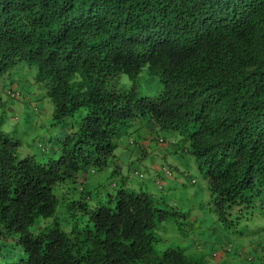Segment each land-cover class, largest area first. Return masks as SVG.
<instances>
[{
    "label": "trees",
    "instance_id": "trees-1",
    "mask_svg": "<svg viewBox=\"0 0 264 264\" xmlns=\"http://www.w3.org/2000/svg\"><path fill=\"white\" fill-rule=\"evenodd\" d=\"M31 67L64 136L40 160L0 131V246L20 257L2 264H208L154 249L169 211L128 177L89 184L120 175L137 123L185 137L222 226L264 220V0H0V84ZM143 70L157 95L135 91Z\"/></svg>",
    "mask_w": 264,
    "mask_h": 264
},
{
    "label": "rangeland",
    "instance_id": "rangeland-1",
    "mask_svg": "<svg viewBox=\"0 0 264 264\" xmlns=\"http://www.w3.org/2000/svg\"><path fill=\"white\" fill-rule=\"evenodd\" d=\"M33 73L34 68H24L19 77L10 82L11 85L18 86L20 93L14 99L5 93L7 83L0 84V131L20 140V157L31 151L40 160H45L49 156H55L54 143L56 138L64 136V127L63 124H53L50 116L52 104L43 91L32 83ZM132 84L122 74L116 88L128 90ZM135 85L138 95L145 96L157 95L162 87L158 77L145 70L141 71ZM135 125L127 130V134L120 132L117 139L115 155L120 175H110L114 169L110 167L94 174L92 179L103 182V187L108 188L112 181L117 182L123 175L130 180L128 189L137 191L141 185L142 190L163 202L161 208L167 209L170 215L161 222L155 218L154 234L158 242L154 243V249L161 251L180 246L193 257L202 256L208 264H264V249L261 247L264 243V220L254 218L253 221L233 223L228 228L222 226L210 209L209 193L202 173L193 158L185 155L181 149L185 145V137L156 131L164 139L163 143L152 142L150 146L144 147L145 152L142 153L145 155L139 156L136 155L139 154L136 146L141 145V141L144 138L147 140L154 132H151L147 124ZM127 137L134 142L127 145ZM38 143H42V148L37 146ZM167 150L172 152L163 154ZM170 155L180 156L179 162L169 160L167 157ZM166 168L171 170L170 176L164 175ZM134 171H140L143 177L138 178ZM0 231L3 233L4 230L0 228ZM2 237L0 241L11 239L14 242L17 234L9 238ZM5 247L0 246V264L4 260L7 263L13 262L19 257V246L14 250ZM21 258L24 259L25 255H21Z\"/></svg>",
    "mask_w": 264,
    "mask_h": 264
},
{
    "label": "crops",
    "instance_id": "crops-1",
    "mask_svg": "<svg viewBox=\"0 0 264 264\" xmlns=\"http://www.w3.org/2000/svg\"><path fill=\"white\" fill-rule=\"evenodd\" d=\"M16 78H18V77H15L14 79H16ZM151 136H158V134H157L156 132H154V134L151 135ZM151 136H150L149 138H151ZM149 138H148V139H149ZM144 139H145V138H144ZM151 141H152V140H151ZM151 141L149 142V141H147V140H144V141L142 142L143 145L140 146V148H139V154H136V155H139V156H140V155H141V151H140V149L143 148V147H148V146H150V144H152ZM151 147H152V146H151ZM53 151H54V150H53ZM174 151H175V150H174ZM171 152H172L171 150H167V151H164L163 154H170ZM143 155H145V154H143ZM143 155H142V156H143ZM139 156H136V157L139 158ZM179 157H180V156H177V155H170V156H168L167 158H168L169 160L173 161V163H175L176 161L179 162ZM92 177H93V176H90V177H89V184H93V185L95 186V185H97V184L99 183V181H95V180H93ZM90 186L92 187V185H90ZM137 186H138V185H137ZM142 186H143V185H142ZM138 187L141 188V185H139Z\"/></svg>",
    "mask_w": 264,
    "mask_h": 264
},
{
    "label": "built area",
    "instance_id": "built-area-1",
    "mask_svg": "<svg viewBox=\"0 0 264 264\" xmlns=\"http://www.w3.org/2000/svg\"><path fill=\"white\" fill-rule=\"evenodd\" d=\"M6 93H7V95H9L12 98H16L20 95L19 91L17 89H14V88L7 89ZM132 142H133L132 140L129 141V143H132ZM159 142H162V139H159ZM38 147L42 148V144L39 143ZM163 173L166 176H170V172L168 170H164ZM134 174L137 175L139 178L142 177V174L139 172H135Z\"/></svg>",
    "mask_w": 264,
    "mask_h": 264
},
{
    "label": "clouds",
    "instance_id": "clouds-1",
    "mask_svg": "<svg viewBox=\"0 0 264 264\" xmlns=\"http://www.w3.org/2000/svg\"><path fill=\"white\" fill-rule=\"evenodd\" d=\"M18 87V86H17ZM17 87L15 86V85H10V86H8L5 90L7 91V89H9V88H14V89H17ZM6 93V92H5ZM6 95H7V93H6ZM9 98H12V97H10L9 95H7ZM14 99V98H13ZM159 139H162V138H160L159 136H151V138H149V139H147V141H151V142H156V144H160V143H163V141H164V139H162V142H159ZM133 142H134V140L133 139H131ZM145 140V139H144ZM39 144V143H38ZM143 144H142V141H141V145H137L136 147L137 148H140V146H142ZM139 150V149H138ZM165 170H168L169 172H170V175H171V170L169 169V168H166ZM135 172H139L140 173V171H134L133 173H135ZM135 175V174H134ZM137 176V175H136ZM138 177V176H137ZM143 177V176H142ZM141 177V178H142ZM139 178V177H138ZM158 186H161L160 184H158Z\"/></svg>",
    "mask_w": 264,
    "mask_h": 264
}]
</instances>
